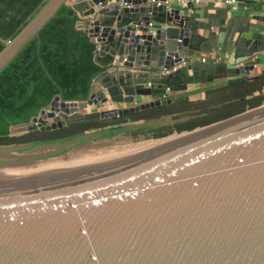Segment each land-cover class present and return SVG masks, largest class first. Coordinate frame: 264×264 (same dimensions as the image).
I'll return each instance as SVG.
<instances>
[{"label":"water","instance_id":"1","mask_svg":"<svg viewBox=\"0 0 264 264\" xmlns=\"http://www.w3.org/2000/svg\"><path fill=\"white\" fill-rule=\"evenodd\" d=\"M62 4L95 39L104 70L87 99L55 96L12 132L114 120L264 74H250L264 52V8L145 0H46L0 38V70ZM202 52L222 60L201 62ZM181 62L172 75L191 70L200 86L136 101L166 92L149 69ZM98 103L106 108L85 111ZM0 264H264V91L0 144Z\"/></svg>","mask_w":264,"mask_h":264},{"label":"trees","instance_id":"2","mask_svg":"<svg viewBox=\"0 0 264 264\" xmlns=\"http://www.w3.org/2000/svg\"><path fill=\"white\" fill-rule=\"evenodd\" d=\"M45 2L0 0V38L11 37ZM76 21L75 10L69 4H62L38 34L0 70V144L183 112L264 91V74L259 73L254 78L212 87L114 120L94 117L66 122L54 129L12 132V126L27 122L55 96L63 100L87 99L92 80L103 72L104 68L93 60L95 42L82 28L76 27ZM3 47L0 39V51ZM194 78V73L181 70L177 76L165 75L158 82L177 91L181 84L191 83Z\"/></svg>","mask_w":264,"mask_h":264},{"label":"built area","instance_id":"3","mask_svg":"<svg viewBox=\"0 0 264 264\" xmlns=\"http://www.w3.org/2000/svg\"><path fill=\"white\" fill-rule=\"evenodd\" d=\"M145 1L147 3H150V4L154 3L156 5L172 3L171 2L172 0H145ZM174 1H177L180 5H184V6L190 5L193 7H201L202 5H206L207 3H211L213 6H225V7L230 8L231 10H235V11L239 10V9H246L247 8V5H245V4L239 5V0H174ZM252 1L256 2L257 0H252ZM152 22H155V21H150L149 25H152ZM159 23L164 28L169 27V25L167 23H165V25L162 24L164 22H159ZM154 33H155V31H152V34H154ZM221 60H222V57L219 54H215V53H209L207 56H201L200 57L201 62H218ZM238 62L241 66L243 65L242 61H238ZM180 65L181 64L178 63V64H174L173 66L168 67V68H166V67L160 68L158 70V73L160 74L161 77L165 76V75L173 74L180 67ZM254 67H255V65H254ZM252 70H250V74H251ZM144 86H146V87L151 86V82L144 83ZM164 86H165L166 92L162 93V94L160 93L155 98H166L167 94L175 92V91H171L169 89V87H167L166 85H164ZM93 109H94V105L92 104V105H89L85 109V111H93Z\"/></svg>","mask_w":264,"mask_h":264},{"label":"crops","instance_id":"4","mask_svg":"<svg viewBox=\"0 0 264 264\" xmlns=\"http://www.w3.org/2000/svg\"><path fill=\"white\" fill-rule=\"evenodd\" d=\"M171 2H172V3L179 4L177 1H174V0H172ZM242 4L247 5V8H253V7H257V8H258V6L261 7V8H264V0H257L256 2H253L252 0H239V5H242ZM206 5L211 6L212 4H211V3H207ZM182 6H184V5H182ZM202 6H205V5H202ZM212 6H213V5H212ZM217 7H225V6H217ZM231 12H235V10H231ZM76 14H77V12H76ZM156 18H158L159 20H163V18H161V17H152V21H155ZM79 20H80V17H79L78 14H77V21H76V24H75L76 27H78L77 25L81 22V21L79 22ZM157 22H158V21H157ZM158 23H159V22H158ZM162 24L165 25V22L162 23ZM78 28H79V27H78ZM91 39L93 40V42H95L96 47H97V43H96L95 39H94L93 37H91ZM208 54H209V53L202 52V53H200V55L197 56V57H198L199 60H200V57H201V56H207ZM257 54H258L259 57H260V61H259L258 64L255 65V67H254V69L252 70L251 74H253V73H259L260 70L264 69V52H259V53H257ZM101 58L104 59L103 62L109 60L108 55H105V56H103V57H100V60H101ZM237 60H238V61H239V60H240V61H244V60H246V59H244V58H240V59H237ZM101 61H102V60H101ZM179 64H182V62L179 63ZM158 70H159L158 68H151V69H149V71H150L152 74H156V73L158 72ZM187 71H188L189 74H193V71H191V70H187ZM194 73H196V72H194ZM158 79H159V78H154V79H152V83H159V82H158ZM200 85H201V84H197V83L191 82V83H188V84H187V87H188V89H192V88L198 87V86H200ZM97 88H99V87H97ZM155 90H160V89L156 87ZM198 94H200V93H198ZM155 97H156V96H155V93L152 94V95L137 96V97H136V101H137V102L148 101V100L154 99ZM111 106H115V105H109V107H111ZM100 108L103 109V108H106V107H105V106H102L100 103H98V104L94 105V109H93V110L100 109Z\"/></svg>","mask_w":264,"mask_h":264}]
</instances>
